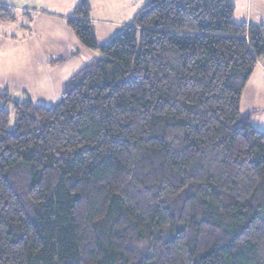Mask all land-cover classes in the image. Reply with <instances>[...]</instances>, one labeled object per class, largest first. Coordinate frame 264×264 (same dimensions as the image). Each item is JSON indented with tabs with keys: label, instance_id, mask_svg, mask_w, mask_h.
Listing matches in <instances>:
<instances>
[{
	"label": "trees",
	"instance_id": "trees-1",
	"mask_svg": "<svg viewBox=\"0 0 264 264\" xmlns=\"http://www.w3.org/2000/svg\"><path fill=\"white\" fill-rule=\"evenodd\" d=\"M91 13L67 24L103 57L57 103L0 88V264H264V130L241 108L264 21L149 0L102 45Z\"/></svg>",
	"mask_w": 264,
	"mask_h": 264
},
{
	"label": "rangeland",
	"instance_id": "rangeland-1",
	"mask_svg": "<svg viewBox=\"0 0 264 264\" xmlns=\"http://www.w3.org/2000/svg\"><path fill=\"white\" fill-rule=\"evenodd\" d=\"M80 0H0V7L13 11L14 19L0 22V88H8L15 100L31 98L37 104L57 103L72 75L102 52L88 48L74 32L61 28L55 12L67 19ZM99 44L109 43L133 21L149 0H89ZM235 20L260 24L264 21V0H232ZM59 21V22H58ZM54 22V23H53ZM69 27V26H68ZM66 29V30H64ZM264 63V56L261 59ZM245 89L242 111H254L252 118L264 123V105L253 101ZM244 96V95H243ZM264 104V103H263ZM248 106V107H247ZM10 128L16 115L12 103Z\"/></svg>",
	"mask_w": 264,
	"mask_h": 264
},
{
	"label": "crops",
	"instance_id": "crops-1",
	"mask_svg": "<svg viewBox=\"0 0 264 264\" xmlns=\"http://www.w3.org/2000/svg\"><path fill=\"white\" fill-rule=\"evenodd\" d=\"M55 14L57 15V17H55L56 20H62V21H60L59 25H57V26L64 28V26L67 25V28H69L68 24H67V20L65 19V21H64L63 19L60 18V15H61L60 12L59 13L55 12ZM66 14L68 16L70 14V12H66ZM91 19H92L93 23L96 21V18L93 15H91ZM64 30H66V29H64ZM96 34H97V32H96ZM261 59L258 62V65L256 66L254 73L250 79V85L247 89V92L248 93L250 92L249 88H250V86H252L250 93L252 94L253 101L259 105H261V104L264 105L263 104L264 103V63L261 62ZM244 97H245V94H244L243 98ZM242 104H243V99H242ZM242 104H241V108H242ZM255 111L256 110L249 111L247 113L251 114V121L254 124V126H256L257 128H259L261 130H264V123H262V122L259 123V121L252 118V114Z\"/></svg>",
	"mask_w": 264,
	"mask_h": 264
}]
</instances>
